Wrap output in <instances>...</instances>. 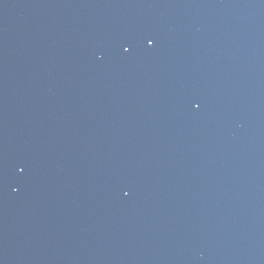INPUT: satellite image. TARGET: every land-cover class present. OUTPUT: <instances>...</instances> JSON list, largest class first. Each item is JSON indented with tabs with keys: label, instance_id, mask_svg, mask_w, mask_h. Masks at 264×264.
<instances>
[{
	"label": "snow or ice",
	"instance_id": "obj_1",
	"mask_svg": "<svg viewBox=\"0 0 264 264\" xmlns=\"http://www.w3.org/2000/svg\"><path fill=\"white\" fill-rule=\"evenodd\" d=\"M147 43L151 45L153 43V40L152 39H148Z\"/></svg>",
	"mask_w": 264,
	"mask_h": 264
}]
</instances>
